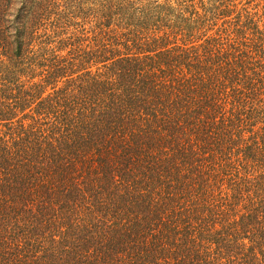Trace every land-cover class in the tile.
<instances>
[{
    "label": "trees",
    "instance_id": "1",
    "mask_svg": "<svg viewBox=\"0 0 264 264\" xmlns=\"http://www.w3.org/2000/svg\"><path fill=\"white\" fill-rule=\"evenodd\" d=\"M0 264H264L261 0H0Z\"/></svg>",
    "mask_w": 264,
    "mask_h": 264
},
{
    "label": "rangeland",
    "instance_id": "2",
    "mask_svg": "<svg viewBox=\"0 0 264 264\" xmlns=\"http://www.w3.org/2000/svg\"><path fill=\"white\" fill-rule=\"evenodd\" d=\"M261 5H264V0H261Z\"/></svg>",
    "mask_w": 264,
    "mask_h": 264
}]
</instances>
